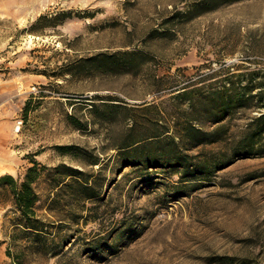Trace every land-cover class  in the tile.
<instances>
[{"label":"rangeland","instance_id":"obj_1","mask_svg":"<svg viewBox=\"0 0 264 264\" xmlns=\"http://www.w3.org/2000/svg\"><path fill=\"white\" fill-rule=\"evenodd\" d=\"M254 70L264 78V0H0V176L21 180L36 160L33 185L47 197L57 171L46 170L64 164L96 175L102 192L66 207L76 220L42 209L68 239L23 264H264V153L185 182L114 164L130 116L159 117L164 85ZM115 100L150 108L99 106ZM12 208L0 186V264L12 262ZM97 238L103 248L90 252Z\"/></svg>","mask_w":264,"mask_h":264},{"label":"trees","instance_id":"obj_2","mask_svg":"<svg viewBox=\"0 0 264 264\" xmlns=\"http://www.w3.org/2000/svg\"><path fill=\"white\" fill-rule=\"evenodd\" d=\"M233 1L238 0H220ZM126 53L135 56L134 52ZM225 70L228 71V67ZM257 74L255 70L232 72L219 82L199 85L198 81L189 78L172 80L164 85L169 96L160 101L158 118L143 116L140 122L130 116L132 123L114 146L117 169L129 167L130 172L175 170L179 172L180 181L185 182L207 178L236 157L252 152L264 153V78L254 81ZM161 80L159 77L156 79L163 83ZM159 88L162 89L157 86ZM115 101L100 102L99 106L104 108V112L122 108L126 111L124 116L130 115L131 111L150 108V104L128 107ZM91 103V109L98 107L95 102ZM252 109H257L258 113L250 116L242 127L233 123L237 115ZM57 148L62 151L64 146ZM32 162L21 180L10 174L0 176V186L7 187L13 207L9 218L12 226L8 235L10 246L7 249L11 264H23L30 254H55L58 245L65 244L68 238L54 232L60 231L58 228L62 222L55 224L46 214L53 216L51 212L63 207V217L76 220L78 215L74 216L66 207L72 203L84 207L85 201L97 200L102 194L96 175L89 176L61 164L46 170L48 175L50 171H57V175L50 178L52 194L42 197L33 185L38 180L40 169L38 171L36 160ZM92 164H100L99 168L103 166L97 159ZM42 209L46 214L40 212ZM99 240L89 241L93 246L90 252L103 248L97 245ZM240 264H245V261Z\"/></svg>","mask_w":264,"mask_h":264}]
</instances>
